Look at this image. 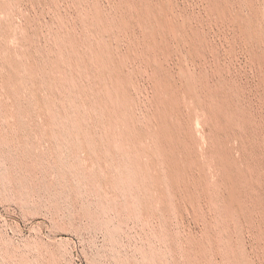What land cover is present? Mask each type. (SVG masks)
I'll list each match as a JSON object with an SVG mask.
<instances>
[{"label": "rangeland", "instance_id": "374dc122", "mask_svg": "<svg viewBox=\"0 0 264 264\" xmlns=\"http://www.w3.org/2000/svg\"><path fill=\"white\" fill-rule=\"evenodd\" d=\"M135 1L0 0V264H264V0L231 3L256 38L209 0H174L199 43L181 62L151 48ZM162 70L194 90L180 118L162 107ZM172 124L188 136L195 197L157 136ZM219 152L236 166L240 214Z\"/></svg>", "mask_w": 264, "mask_h": 264}, {"label": "bare ground", "instance_id": "6f19581e", "mask_svg": "<svg viewBox=\"0 0 264 264\" xmlns=\"http://www.w3.org/2000/svg\"><path fill=\"white\" fill-rule=\"evenodd\" d=\"M126 1L127 0H122L124 7H126ZM139 1L141 2L140 3L141 7L138 5L140 8H139V11H137L138 13L136 12V14L139 16L138 18H139V23L141 24L140 26H142V28H144V30L146 31L145 37L147 38L148 43L150 44L151 48H153L154 51H157L158 53L160 51L162 53V55H165L167 57H175L177 59V61H180V62L183 58L190 59V60L194 59L196 53L199 51V47H198L199 43H197V40H196V33H194V30L191 29V26H189L187 24L189 22H186L187 20L186 21L183 20L182 18H184V17L181 18L182 11H181L180 7L176 4V2L174 0H139ZM232 1L233 0H209L208 1L209 2L208 3V10L210 13L215 14L217 16L216 18H218L220 21H222V23L226 22V21H232L236 30L242 32L245 35V37L256 38L258 36V34H257L258 31L256 28L257 26H255V23L253 21V18L243 19L242 16H240L238 13H233L234 11L231 10ZM180 4H181V2H180ZM255 5H256V3H255ZM182 10H184V9H182ZM253 11L256 12V8H253ZM243 16H244V14H243ZM257 16H258V14H257ZM259 19H261V18H259ZM133 22H134L133 17H130V16H129V18L124 16L119 21L120 25H122L125 28L131 27ZM235 28H234V30H235ZM170 34H173L175 36L177 35L176 36V42H175L174 46L172 45L173 43H171V40L169 37ZM197 35H199V34H197ZM146 51H148V49H146ZM126 56H128L127 53H126ZM146 57H148L147 54H146ZM154 57H155V55H154ZM155 58H157V57H155ZM259 58H260V60L263 61L262 57L259 56L258 59ZM122 61H123V59H122ZM154 61L155 60H153V62ZM117 63H118V66L122 69L123 68L122 66L124 63H121L120 61H118ZM185 66L186 65H184V63H180L179 68H178L180 71V74H182L184 77L187 75V70H186L187 66L186 67ZM160 72L162 74V77L160 75V79H161L160 85L163 86L162 90L164 88V92L168 96V100H166V102L163 103L162 107L165 110V112L172 113L173 115L179 117V114H180L179 109H180V103H181L180 93L184 92L189 98H192L194 96V90L191 86H189V84L186 85L185 87L183 86V88H181V90L179 88H176L172 83H170L167 80V78H169V76H171V74L168 72V75H167L164 72V70H162ZM117 75H118V78H116V84H117V86L122 88L121 96L125 97L127 95V88L126 87L128 86V84H130L129 79H127L123 70L117 72ZM212 100H214V98ZM216 101L221 106L219 99L217 97H216ZM213 105H214V103H213ZM224 108L225 107H223V111L225 110ZM216 114H217V112H216ZM167 116H168V114H167ZM170 116H171V114H170ZM158 117H159L161 123H163L165 119H163L161 116H158ZM211 117H213V116H211ZM168 121H170V120H168ZM221 121H222L221 123L223 124L222 117H221ZM227 126H229V125L227 124ZM228 133L230 134V132H228ZM157 136H158V138H160L163 150L166 153L165 154V156L167 157L166 163L168 162L169 173H170L171 177L175 180V182L179 181L183 185V188L185 189L187 195L195 197L197 194L195 191L196 188L189 181L186 180L187 177L195 178V174L193 171L194 170L193 169V161H195V160L193 159V156L191 154L192 150H191V146H190L189 141H188L187 134L180 131L176 125L172 124V126L169 128V130H167V132L160 131V132H158ZM225 142H227V141H225ZM225 144H227V143H225ZM225 146H228V144ZM218 150H219V148H218ZM217 154H218L219 171L222 175L221 178H222V182L224 184V195H225L226 205H227L228 209L230 210V212L240 214L242 206H243V193H242V189L240 187L239 178L237 177L236 172H235L237 170V169L235 170L236 166H235V164H233V161H231L229 159V157L225 156L223 153L219 152ZM195 184H197V182ZM197 199H198V197H197Z\"/></svg>", "mask_w": 264, "mask_h": 264}]
</instances>
